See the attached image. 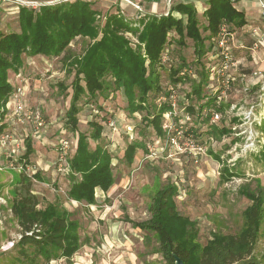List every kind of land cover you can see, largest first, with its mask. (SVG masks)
I'll return each instance as SVG.
<instances>
[{"label":"trees","instance_id":"16d2710c","mask_svg":"<svg viewBox=\"0 0 264 264\" xmlns=\"http://www.w3.org/2000/svg\"><path fill=\"white\" fill-rule=\"evenodd\" d=\"M93 3L72 1L44 6L38 11L22 8L17 16L19 31H0V120L14 89L9 72L18 73L26 57L64 55L69 71L74 72L66 117L69 128L77 133V143L69 156L68 197L86 205L97 202L96 188L108 191L113 186L115 174L113 156L105 143L104 121H89L88 131L78 128L80 101L86 97L95 102L99 95L107 97L110 92L121 90L130 114L145 111L142 118L145 126L152 125L157 137L164 139L167 134L162 126L164 114L173 107L169 102L170 91L161 84V69L166 63L162 56L170 43L181 49L189 38L194 42V54L201 67H194L179 54L180 62L169 69L170 83L176 87L180 82H190L192 89L187 94L190 101L184 109L196 119L206 110L205 119L209 122L211 111L220 112L223 105L217 104L216 93H204L211 82L210 71L202 58L216 45L224 25L228 32H233L247 23L245 13L235 6V0H209L203 13L206 18L203 29L199 12L191 3L178 2L168 14L141 16L139 23L115 11L106 14L104 24L97 22L99 10ZM203 31L208 34L203 35ZM125 32L132 33L135 39L131 40ZM78 37L90 39L81 55L70 52L71 43ZM192 67L197 78L188 72L181 74L184 68ZM59 85L67 88L62 83ZM154 96L155 100L165 97L159 107L153 103ZM194 99L205 100L195 105ZM4 126L3 123L0 131ZM230 130L212 122L208 128L212 135L216 131L227 134ZM189 131L195 130L190 127ZM91 141L95 143L93 147ZM27 145L26 159L34 153L31 137ZM138 149L148 152V146L138 139L126 144L123 158L128 165L134 163ZM261 159L264 161V153ZM236 173L225 166L222 175L230 179ZM14 179L11 211L21 232L14 244L17 254L13 264H48L62 256L69 261L84 244L80 221L74 217V212L58 202L39 207L41 201L33 186L35 180L44 179L40 171L32 176L18 172ZM239 192L251 201L243 211L241 230L234 234L213 230L205 244L200 241L198 222L178 208L179 188L173 181L159 184L151 194L148 218L127 219L134 227L156 235L157 252H161L169 264H174L173 253L186 264H264L251 259L264 220V196L246 185Z\"/></svg>","mask_w":264,"mask_h":264},{"label":"rangeland","instance_id":"374dc122","mask_svg":"<svg viewBox=\"0 0 264 264\" xmlns=\"http://www.w3.org/2000/svg\"><path fill=\"white\" fill-rule=\"evenodd\" d=\"M120 1L94 2L93 6L99 10L97 22L104 24L106 14L116 10L137 22L140 17L134 13L129 15L131 14L129 8L128 10L122 8ZM206 9L207 7L203 12H199L202 29L203 24H206L203 14ZM224 26L227 29V26ZM241 29L250 35L247 25ZM0 31H19L17 16L0 14ZM124 34L131 40L135 39L130 32ZM207 34L208 32L203 31V35ZM229 35L232 37L229 41L231 40L230 44L234 51H244L247 48L251 52L248 61L244 62L246 69L240 70V64L233 66L231 70L236 76L234 88L229 93L227 101L217 103L223 107L220 111L221 119L214 123L219 128L222 126L231 128L230 133L222 134L216 131L212 135L208 131L211 121L205 119L206 110L198 119L188 115L184 109V105L190 101L187 94L192 89L188 81L180 84L175 97L172 98L176 103V116L172 117L170 122L171 133L179 137L176 145L164 139L160 140L152 125L145 126L142 120L145 111L130 114L126 107V97L121 90L110 92L107 97L99 95L95 102L87 100L86 97L80 101L79 130L88 131V122L91 120L104 121L105 143L113 156L116 184L108 193L109 200L104 201L102 198L94 208L83 203L71 202L68 197L69 174L59 173L54 164L59 152L58 141L62 135L66 133V137L73 142L72 153L76 149L74 143L77 140V133L69 128L66 117L74 72L69 71L70 66L63 59L64 55L50 58L34 56V64L31 63V59L25 58L23 71L20 70L23 75L20 76L19 84H16L33 86L29 103L43 106L47 126L41 137L32 136L31 126L18 127L16 123L13 130L16 133L31 134L34 153L26 160L44 177L42 181L35 180L33 186L41 201L39 207H44L48 202H58L73 211L74 217L80 221V233L84 239V244L73 256L72 263L61 258L49 264H76L80 263V260H83V264L89 262L104 264L105 260L110 264H169L164 255L157 252L156 235L133 228L124 218L125 214L134 220L148 218L151 194L159 184L167 181H173L179 187L176 197L178 208L198 222L202 243L207 242L213 230L233 234L241 230L244 223L243 211L251 201L239 192L240 188L246 185L254 191L262 192L264 196V161L261 159V154L264 153V115L260 113L263 78L243 72L248 68H251L252 73L264 69V52H261L263 48L253 49V37L251 45L243 48L238 47L235 31ZM89 41L90 39L76 38L70 45V52L81 55ZM206 43L208 44V41ZM167 47L170 60L164 63L165 66L161 69V84L164 88L171 82L170 66H176L181 60V55L188 62H192L194 67H201L196 61L193 40L187 38L185 46L181 49L176 47L175 43H170ZM211 50L202 58L210 73L212 66L218 64L217 58L209 59ZM235 54L238 55L236 52ZM242 54L247 56L245 52ZM215 69L217 70V67ZM192 70L195 72L193 67ZM9 73L13 76L12 71ZM211 81L212 86L217 84L220 86L218 80ZM61 83L67 88L62 89L59 85ZM34 86H37L36 91ZM204 93L210 95L213 91L206 86ZM152 99L154 105L159 107V98L155 100L154 96ZM205 99H194L193 104L199 105ZM249 111L252 112L250 119L245 118ZM185 115L190 118L184 117ZM190 127L195 130L194 136L189 131ZM136 139L143 141L147 146H152L155 153L151 154L149 147L148 152L138 149L134 163L128 165L123 158L124 148L128 142ZM251 141L254 142V146H249ZM94 145L95 143L91 141V146ZM9 158L7 153L1 154L0 165L2 162L6 163ZM225 166L230 171L237 172L236 175L230 179L223 176ZM17 173L18 171L9 167L0 169V264H13L17 254L14 244L20 238V227L11 211V190L15 181L14 175ZM251 259L264 263V220Z\"/></svg>","mask_w":264,"mask_h":264},{"label":"built area","instance_id":"2783aa9c","mask_svg":"<svg viewBox=\"0 0 264 264\" xmlns=\"http://www.w3.org/2000/svg\"><path fill=\"white\" fill-rule=\"evenodd\" d=\"M72 1H84V2H99L101 0H0V14L3 16H18L20 10L22 8L32 9L34 11L40 10L44 6L48 5H56L66 2ZM171 1V0H170ZM126 4H130L136 8L138 11H142V6L140 2H136V0H121ZM259 13L261 17V21L264 24V0H258ZM141 17V16H140ZM247 30L249 31L251 38L253 39V49H264V25L259 24H249L247 25ZM230 32L223 26L219 39L216 41V45L211 50L210 58H217L218 64L217 66H212L210 73V85L209 87L216 93L217 95V103L222 101H227L229 97V93L234 88V80L235 74L231 70L235 64H239V59L235 54L234 49H232L231 40L232 37L229 35ZM238 47H240L238 45ZM242 47V46H241ZM168 50V49H167ZM168 51H166L162 56V61L167 62L170 60L168 57ZM215 65V64H214ZM217 67V70L215 69ZM214 69V70H213ZM186 72L191 73L194 77L197 78L195 72H193L192 68H184L181 74H185ZM252 73V72H251ZM21 76L22 74L19 73ZM254 75V76H253ZM235 76V77H234ZM251 76L263 78V84L261 89V100H262V110L260 113L264 115V69L255 70ZM218 80L220 86H212L213 83L211 80ZM181 82L178 83L176 87H174L171 83L168 84L166 90H169L171 93V97L169 102L171 103L173 110L167 111L164 114L163 119V128L166 130V137L164 140L168 141V143H172L174 145L177 144V139L179 138L176 134L171 133V122L170 119L176 116V103L172 101V98L175 97L176 89L179 88ZM26 85L21 84L16 86L13 89L12 94L7 100L5 105V113L0 120V126L4 123V128L0 131V155L3 153H7L10 157L6 163L2 162L0 165V169L3 167H9L11 169H15L18 172H24L29 176L35 174L37 170L36 167L29 162L24 157V154L27 151L26 140L32 134L33 137H41L44 134V131L47 126V121L45 119L43 110L40 106L30 105L26 100ZM260 88V87H259ZM258 88V89H259ZM250 91V90H249ZM251 92V91H250ZM165 97H160V101L164 100ZM232 104V103H231ZM235 108V106H232ZM233 110V109H232ZM251 111L246 114L245 118L250 119ZM189 115V114H188ZM188 119L189 116H184ZM221 119V113L219 111L212 110L211 111V122ZM17 124L19 127L26 128L27 126L32 127V131L30 133H16L13 130L14 124ZM179 133H181L179 131ZM163 138H160V140ZM159 142V140H158ZM72 141L66 137V135H62L59 138V152L57 154V158L55 160V169L63 174L68 175L71 172L70 164H69V156L72 153ZM254 142L251 141L249 146H254ZM150 152L152 154L155 153L153 151L152 146H148Z\"/></svg>","mask_w":264,"mask_h":264},{"label":"crops","instance_id":"0c3cea01","mask_svg":"<svg viewBox=\"0 0 264 264\" xmlns=\"http://www.w3.org/2000/svg\"><path fill=\"white\" fill-rule=\"evenodd\" d=\"M208 1L209 0H136V2H140L141 3V6H142V11H138V10H136V8L135 7H133L132 5H130V4H126V3H124V2H121L120 1V6L123 8V7H125L127 10H128V8H129V11H130V13L131 14H129L128 12H126L127 14H129V15H133V13L134 14H137L139 17L140 16H144V15H147V14H157V15H162V14H167L170 10H171V8H172V6H174L175 4H177L178 2H184V3H191V4H193L196 8H197V10H198V12H200V11H202L203 12V10L205 9V7H207L208 6ZM129 5V6H128ZM235 6L239 9V10H241V11H243L244 13H245V16H246V19H247V23H246V25H249V24H259V25H264L263 23H262V21H261V17H260V13H259V6H258V0H235ZM118 8H119V6H117ZM116 11H120V10H116ZM174 14H176V15H181L180 13H178V12H174ZM138 16H136V17H138ZM236 32V41H237V44L239 45V46H242L243 48H246V47H248V45L250 46L251 45V36L249 35V34H247L244 30H242V29H239V30H236L235 31ZM246 33V34H245ZM238 55H237V58L239 59V64H240V70H243V69H246L245 68V65H244V62L245 61H248L247 60V58L249 57L250 58V55H251V52H250V50L249 49H247L246 48V50L244 49V51H241V50H236L235 51ZM241 52V53H240ZM242 52H245V55H247L246 57L242 54ZM261 52H264V50L263 49H261ZM240 54V55H239ZM34 56H39V57H41V58H43V57H45V56H43V55H34ZM34 56H28V58L29 59H31V63L32 64H34L35 63V57ZM47 58V57H46ZM256 63V62H255ZM248 67V66H247ZM23 68H21L20 70H22ZM19 70V72L18 73H15V72H13L12 71V73H13V76H12V74H9V76H10V82L13 84V87L15 88L16 86H18L16 83H18L19 84V80H21L20 79V75H19V73H21L22 74V71H20ZM245 74H248V75H251V72H252V70H251V68H248V70H246V71H243ZM23 75V74H22ZM16 86H15V85ZM36 87L37 86H34V90L36 91ZM33 86H26V100H27V102H28V104H30L29 103V99H30V97H31V95H32V92H33ZM37 106H40L42 109H43V106L41 105V104H39V105H37ZM43 113H44V110H43ZM44 116H45V114H44ZM66 134V133H65ZM76 143H77V140L75 141V147H76ZM114 184H116V183H114ZM113 184V185H114ZM177 185V184H176ZM113 187V186H112ZM111 187V188H112ZM110 188V189H111ZM179 188V187H178ZM110 189L108 190V191H104L103 189H101V188H96V197H97V202L95 203V204H90L89 206H91V207H97L98 206V202L99 201H101V199L102 200H109L108 198H109V196H108V193H109V191H110ZM35 192V191H34ZM71 200V202H76V203H80V202H78V201H76V200H72V199H70ZM100 206V205H99ZM125 219H126V221L127 222H129V223H131L127 218H130V220H134V219H132L129 215H126L125 214V217H124ZM137 221V220H136ZM131 225H132V223H131ZM132 227L133 228H136V227H134L133 225H132ZM102 236V235H101ZM81 248V247H80ZM77 252H79V250L77 251ZM76 252V253H77ZM75 253V254H76ZM74 254V255H75ZM73 255V256H74ZM73 256L69 259V261H68V259L66 258V257H64V256H62V257H60V258H57V259H52L51 261H53V262H55L56 260H58V259H61V258H65L68 262H70V263H72V258H73ZM82 259H84V258H82ZM50 261V262H51ZM49 262V263H50ZM48 263V264H49ZM84 262H83V260H80V263L79 262H77L76 264H83ZM86 264H91V262H89V263H86ZM104 264H110L108 261H104Z\"/></svg>","mask_w":264,"mask_h":264},{"label":"water","instance_id":"95a60500","mask_svg":"<svg viewBox=\"0 0 264 264\" xmlns=\"http://www.w3.org/2000/svg\"><path fill=\"white\" fill-rule=\"evenodd\" d=\"M173 257H174V264H186L183 259L178 256L176 253H173Z\"/></svg>","mask_w":264,"mask_h":264}]
</instances>
